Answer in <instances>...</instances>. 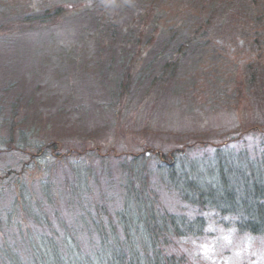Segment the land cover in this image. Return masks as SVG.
<instances>
[{
	"label": "rangeland",
	"instance_id": "obj_1",
	"mask_svg": "<svg viewBox=\"0 0 264 264\" xmlns=\"http://www.w3.org/2000/svg\"><path fill=\"white\" fill-rule=\"evenodd\" d=\"M107 1L111 11L103 12V4L96 6ZM114 2L0 0V180L10 175L1 183L14 195V180L20 175L23 193L29 195L26 199L45 203L46 177L57 172L70 176L72 167L89 163L94 170L87 175L89 184L90 174L102 185L110 173V200L119 206L123 200L116 185L123 178L131 179L128 164L134 156L148 175L149 190L160 195L164 208L181 213L179 208L186 206L191 219L202 216L203 232L182 240L191 261L264 264V235L239 231L232 215L185 203L167 185V179L178 189L195 181L205 201L225 208L232 202L241 205L244 185L251 188L255 181L264 185V166L250 157L264 156L260 133L264 132V95L248 87L249 72L244 67L257 53L264 59V44L253 41L252 25L232 0H122V13ZM58 5L66 12L52 26L38 29L11 23L21 15ZM90 9L105 23L116 18L126 22L121 32L135 31L133 40L140 45L152 36L158 43L181 46L186 53L177 56V76L158 83L155 94L140 97L143 92H139L115 105L101 81L108 82L99 60L107 55L99 52L101 42L106 50L113 42L90 29L91 14L86 12ZM114 38L120 46L122 37ZM36 143L46 147L54 143L62 155L46 148L45 158L32 157ZM170 162L178 171L173 175L166 166ZM59 165H64L61 170ZM250 170L255 181L249 185ZM8 196L1 202L5 211L13 197ZM257 201L251 202L256 209ZM261 206L264 215V203ZM14 212L18 221L26 215L23 207ZM33 230L29 228L32 234ZM200 245L211 246L215 259L206 260Z\"/></svg>",
	"mask_w": 264,
	"mask_h": 264
},
{
	"label": "trees",
	"instance_id": "obj_2",
	"mask_svg": "<svg viewBox=\"0 0 264 264\" xmlns=\"http://www.w3.org/2000/svg\"><path fill=\"white\" fill-rule=\"evenodd\" d=\"M232 1L244 11L246 22L249 21L252 25L253 41L258 44L262 41L263 45L264 0ZM114 3L119 13L124 12L125 5L122 0H116ZM102 4L103 12L111 11L109 2L107 5L100 2L96 6ZM92 10L86 11L91 14L90 29H95L100 38L108 37L113 42L106 50L104 42L99 41L100 54L107 53L99 60L100 67L105 69L108 82L104 79L101 81L106 85L109 99L115 105L120 104L125 98L133 99L136 94H140L139 92H143L140 97L152 92L155 94L160 89L158 83L164 80L171 81L177 76L179 64L177 56L186 53L181 46L170 47L168 41L158 43L152 36L140 45V41L133 40L135 31L129 29L121 32L126 22L121 24L119 18H116L115 22L105 23ZM65 12L66 10L58 5L21 15L11 23L17 22L21 26L41 29L55 24L58 17ZM132 19L130 12V24ZM7 29L9 31L8 27ZM115 36L122 37L120 46L114 43ZM244 67L249 72L246 78L248 87L253 92L264 95L262 55L257 53L256 59L244 62ZM9 88L7 85L4 90L8 91ZM15 103L16 100L11 104L12 110ZM34 145L37 149L32 157L41 155L45 158L46 148L50 153L56 151L57 155H62V150H57L54 143L47 147L38 143ZM215 149L218 151L220 148ZM252 155L250 157L253 160H258L264 166V156L260 158L258 154ZM82 164L83 167H72L70 176L68 172H64L63 176L57 172L53 178L46 177L44 181L46 184L42 189L46 197L45 203L36 199L34 201L26 199L29 195L23 193L24 183L20 175L14 180L17 182L14 195H10L13 191H7L8 188L1 183L10 178V175L7 174L5 176L7 179L0 180V264H198L189 259L184 249L187 246L182 240L199 236L203 232L205 222L202 216L198 214L191 219L185 213L186 206L179 208L181 213H172L164 208L160 195L149 190L150 181L148 175L144 174L141 161L133 156L128 164L132 167H128L131 179L123 178V182L116 185V194L123 200L119 206H114V202L110 200L112 182L110 179L107 180L110 173H106V180L101 185L98 178L92 176L93 165ZM170 164L166 166L173 175L178 171L173 162ZM63 166L59 165L58 169L61 170ZM157 166L161 170L162 162ZM141 167L143 173L140 172ZM90 172L93 181L91 184L87 181ZM246 176L249 185L255 181L252 170ZM221 178L224 179V174ZM167 181L172 190L179 192L183 202L201 210L228 213L235 218L239 231L264 235V215L261 210L264 203V185H259L257 181L250 185L252 189L247 185L240 188L241 205L232 202L229 208L216 201L210 203L205 201L203 190L195 181H188V186H182L180 189L170 179ZM94 193L96 196H92ZM6 196L13 197L10 208L5 211L1 202ZM256 199L259 202L257 209L251 205ZM17 206L23 207L26 212L20 221L15 217L14 211L17 210ZM33 220L35 224L32 223ZM30 227L35 228L34 234L29 232ZM25 246L29 249L25 250Z\"/></svg>",
	"mask_w": 264,
	"mask_h": 264
},
{
	"label": "clouds",
	"instance_id": "obj_3",
	"mask_svg": "<svg viewBox=\"0 0 264 264\" xmlns=\"http://www.w3.org/2000/svg\"><path fill=\"white\" fill-rule=\"evenodd\" d=\"M224 239L227 240L228 237H224ZM192 243L195 244L196 242L193 241ZM198 250L203 253V257L206 260H209L210 261V260L215 259L214 255H213V249H212L211 246H208V245H200Z\"/></svg>",
	"mask_w": 264,
	"mask_h": 264
}]
</instances>
